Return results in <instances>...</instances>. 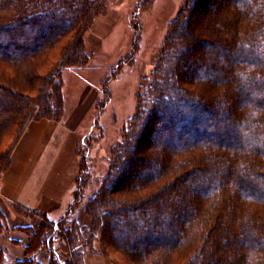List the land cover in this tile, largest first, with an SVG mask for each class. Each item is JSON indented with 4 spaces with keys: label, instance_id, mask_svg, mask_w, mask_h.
Returning <instances> with one entry per match:
<instances>
[{
    "label": "trees",
    "instance_id": "trees-1",
    "mask_svg": "<svg viewBox=\"0 0 264 264\" xmlns=\"http://www.w3.org/2000/svg\"><path fill=\"white\" fill-rule=\"evenodd\" d=\"M99 1L0 0V173L31 122L62 119V73L87 69ZM205 1L189 4L162 53L169 61L142 86L138 115L86 206L90 224L70 219L90 181L78 148L67 215L21 228L26 258L15 264H41L40 252L49 264H83L96 240L133 264H264V0Z\"/></svg>",
    "mask_w": 264,
    "mask_h": 264
},
{
    "label": "rangeland",
    "instance_id": "rangeland-1",
    "mask_svg": "<svg viewBox=\"0 0 264 264\" xmlns=\"http://www.w3.org/2000/svg\"><path fill=\"white\" fill-rule=\"evenodd\" d=\"M224 1L219 0L221 3ZM100 2L102 15L95 18L85 36V50L91 57L87 69L75 72L65 70L62 73L64 111L70 113L79 106L85 112L82 111L85 117L81 126L83 138L79 145V154L86 158L90 181L81 202L70 217L78 227H81L80 223L90 224L86 206L109 173L115 147L123 139L126 128L138 115L139 95L145 90L142 86L150 85L156 78L154 72L159 69V64L166 65L169 61L162 53L168 47L171 31L185 17L193 0ZM222 15L224 16L223 12ZM231 18L234 19L230 15L227 17L230 21ZM56 54L48 65L55 62ZM155 125L160 126L159 120L155 121ZM170 127L175 132V127ZM169 132L170 130L165 131L164 134L168 135ZM153 140L157 141L158 136L152 138ZM147 152L153 151L151 149ZM76 189L75 182L74 199L77 195ZM71 220L59 226L65 224L66 228H70L73 225ZM41 221L42 219L32 226L36 227ZM56 233L58 234L54 235L53 241L56 239V246L66 254L60 246L59 231ZM162 233L159 231L157 234ZM83 249V264H133L99 240L93 241L91 247ZM45 255L46 258L40 260L41 264H49L48 254Z\"/></svg>",
    "mask_w": 264,
    "mask_h": 264
},
{
    "label": "crops",
    "instance_id": "crops-1",
    "mask_svg": "<svg viewBox=\"0 0 264 264\" xmlns=\"http://www.w3.org/2000/svg\"><path fill=\"white\" fill-rule=\"evenodd\" d=\"M82 111L78 106L70 113L64 111L59 121L31 122L15 145L8 168L0 173V214L4 225L0 252L5 257L2 264H15L26 258L24 247L28 239L21 228L38 223L42 217L55 222L67 215L74 201L79 167L77 150L85 117ZM56 242L54 250L63 258L66 246L60 242L64 255ZM45 254L39 253L36 260L45 259Z\"/></svg>",
    "mask_w": 264,
    "mask_h": 264
},
{
    "label": "built area",
    "instance_id": "built-area-1",
    "mask_svg": "<svg viewBox=\"0 0 264 264\" xmlns=\"http://www.w3.org/2000/svg\"><path fill=\"white\" fill-rule=\"evenodd\" d=\"M1 191H2V185L0 183V194H1ZM56 229H57V227H56ZM97 264H105V263H97Z\"/></svg>",
    "mask_w": 264,
    "mask_h": 264
}]
</instances>
